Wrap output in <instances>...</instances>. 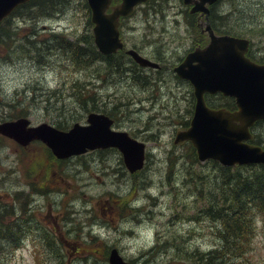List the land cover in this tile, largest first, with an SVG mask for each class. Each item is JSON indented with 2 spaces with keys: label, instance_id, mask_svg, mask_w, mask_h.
<instances>
[{
  "label": "rangeland",
  "instance_id": "obj_1",
  "mask_svg": "<svg viewBox=\"0 0 264 264\" xmlns=\"http://www.w3.org/2000/svg\"><path fill=\"white\" fill-rule=\"evenodd\" d=\"M81 1L63 0L54 16L37 18L38 29L33 30L42 39L46 36L40 30L47 27L51 31L63 32L64 36H81L91 29L85 22ZM143 5L123 23V37L127 45H136L144 54L160 59L163 67L138 70L127 60L125 71L104 68L98 77L94 75L90 80L100 104L108 108L117 106L119 121L114 127L134 130L136 137L146 142L150 156L145 167L138 175L130 177L115 151H92L64 161L57 167L63 170L60 187H54L57 178L53 177L52 181L45 183L46 198L34 194L33 203L41 205L36 210V222L43 230L29 231L30 235L18 253L1 251L0 264H107L104 256L106 246L117 247L125 257L134 258L147 255L146 250L164 241H167L164 249L148 254L151 255L148 257L150 264H190V256L185 253L195 249L206 250L219 242L215 226L204 217L211 211L204 210L207 201L219 203L222 188L219 186L228 179L222 178L218 166L193 158L188 144L174 143L177 130L185 128L181 122L189 117L191 100L188 84L174 77L172 67L191 46L195 36L193 28L187 22L181 0H152ZM218 5L222 11L232 12V22L243 20L248 27L257 25L256 29L261 30L254 32L257 36L250 34L247 37L255 49L259 48L260 53H264V0H223ZM5 53L0 47V105L4 100L16 103L19 99L29 111L33 124L47 122L55 125L62 119L66 126L74 121H85L87 112L68 95V91L63 94L61 102L57 101L56 107L62 111L54 105H46L41 93L45 86H62L73 78H83V72L65 69L57 63L59 57L55 54L58 51L48 59L43 53L45 59L41 57L40 61L18 53H13L11 59H5ZM100 65L104 67V64ZM141 104L150 107L138 110ZM256 130L264 136V124ZM16 147L10 142L0 146V194L7 200H11L10 193L14 188L23 186V176L28 178L39 174L40 166H43L40 164L47 162L45 148L36 143L31 144L24 154L21 148L15 151ZM15 152L21 159L19 165H14L20 183L14 179L17 174L11 165ZM33 168L37 169L36 172ZM3 171L8 174L4 176ZM50 172L57 176L58 171ZM70 173H73L71 181H63ZM139 182L142 183L141 188ZM66 184L68 189L75 187L81 190L68 193L63 189ZM226 189L231 191L232 187ZM132 191L130 203L139 206L140 211L131 213L126 208V212L131 214L122 217L117 210H121L122 204L114 206L106 201L107 193L123 196ZM147 192L157 197L152 198ZM72 199H75L74 205ZM65 215L67 219H64ZM254 222L252 249L247 255L250 258L246 259L250 264L264 262V224L259 219H254ZM90 227L98 232L96 239L88 234ZM44 232L48 241L40 238L44 246L40 251L35 234L42 236ZM32 237H35V242H31ZM75 237L78 246L73 252L70 245Z\"/></svg>",
  "mask_w": 264,
  "mask_h": 264
},
{
  "label": "water",
  "instance_id": "obj_2",
  "mask_svg": "<svg viewBox=\"0 0 264 264\" xmlns=\"http://www.w3.org/2000/svg\"><path fill=\"white\" fill-rule=\"evenodd\" d=\"M28 0H0V21L19 4ZM91 9L94 42L102 53L115 52L123 47L119 19L132 13L136 4L145 0H87ZM216 0H184L193 3L191 11H202L208 18L209 8ZM111 9L108 11V9ZM205 30L209 43L189 53L176 70L188 78L197 96L191 124L179 131L176 141L189 139L197 149L198 157L218 159L226 165L235 163H264V150L244 142L251 137L249 126L264 118V65H257L245 57L248 39L231 35H216L210 23ZM142 65L157 64L142 57L135 50H127ZM196 61L195 63H193ZM222 91L235 97L237 110L212 109L206 106L203 92ZM88 125L74 124L68 131H60L47 123L27 127L29 121L19 118L0 124V132L13 137L21 144L34 138L47 142L58 156L83 152L86 147L114 145L124 153L127 167L134 171L143 166L144 144L125 132L112 131V120L104 114L90 113ZM238 122V123H237ZM110 264H130L116 249L109 255Z\"/></svg>",
  "mask_w": 264,
  "mask_h": 264
},
{
  "label": "trees",
  "instance_id": "obj_3",
  "mask_svg": "<svg viewBox=\"0 0 264 264\" xmlns=\"http://www.w3.org/2000/svg\"><path fill=\"white\" fill-rule=\"evenodd\" d=\"M62 2L63 0H29L19 5L0 22V46L6 51L4 58H10L13 53H18L19 56L40 61L41 57L42 60L45 59L43 53H46L48 59L58 51L55 54L59 57L56 62L60 63L65 69L71 68L72 71L83 72V78H73L69 82H64L62 86L41 87L40 89L43 88L41 93L43 92L44 95L42 101L46 105H54L55 108H59V106L56 107L57 103L64 99L65 95L63 94L68 91V95L77 100L85 111L98 110L116 114V105L108 108L98 102L100 98L94 91L90 79L94 75L98 77L104 68L125 71L128 66L126 64L127 60L132 65L136 64L129 60V57L123 51L109 55L101 54L93 43L91 29L84 31L81 36H77L79 35L77 34L73 37L64 36L63 32L41 29L42 35L46 37L39 38V33L33 30L38 29L36 19L54 16L58 10L57 7ZM81 5L85 9L83 14L86 17L85 22L87 26H91L86 0H82ZM231 14L230 10L222 11L218 6L211 7L209 18L212 27L220 33L244 36L256 35L254 32L259 33L261 31L256 29L257 25L248 27L243 23V20L232 22ZM189 16L192 15L189 14ZM192 25L196 27V30L193 28L198 33L197 21L195 22L193 19ZM198 42H202V40H198ZM100 64H104V67ZM87 70L90 73H87ZM35 86L38 87V85ZM233 106L230 101L226 105L227 108ZM59 109L62 111V108ZM27 112V108L21 105L20 114L27 115ZM185 123L188 124L187 121ZM58 126L62 127L60 122H58ZM217 166L222 173V178L226 177L228 181H223L219 186L222 187L218 197L219 203H216L215 200H212V203L207 201V206H209L208 210L211 211L208 216L222 224L219 231L216 229V234H219L221 238H219L217 246L207 252L193 250L185 254L190 256L192 264H250L246 262V259L250 258L247 255L252 249V238L255 231L253 222L256 217H261L264 220V165L243 166L234 169L221 165ZM231 187V191L226 189ZM216 204H218V207ZM13 213L15 214V211L12 210L11 205L3 204L0 208V252L8 246L11 247L12 243L16 242L15 245L17 246V241L29 231V228L37 226L34 217L30 220L29 216L22 215V211L17 212L18 215ZM42 236L47 239L45 233ZM241 260H245L244 263L240 262ZM256 264H264V262Z\"/></svg>",
  "mask_w": 264,
  "mask_h": 264
},
{
  "label": "bare ground",
  "instance_id": "obj_4",
  "mask_svg": "<svg viewBox=\"0 0 264 264\" xmlns=\"http://www.w3.org/2000/svg\"><path fill=\"white\" fill-rule=\"evenodd\" d=\"M248 193H249V191H248ZM243 202H244V201H243ZM242 206H243V205H242ZM244 206H245V205H244ZM247 206H248V205H247ZM251 206H252V205H251ZM224 208H225V207H224ZM239 208H240V207H239ZM243 208H245V207H243ZM243 208H242V209H243ZM225 209H226V208H225ZM228 209H229V208H228ZM235 210H236V209H235ZM231 211H232V209H231ZM223 212H224V211H223ZM236 212H237V211H236ZM231 213H232V212H231ZM229 214H230V213H229ZM255 214H256V213H255ZM236 215H237V214H236ZM251 215H252V214H251ZM251 215H250V216H251ZM250 216H249V217H250ZM255 216H256V215H255ZM234 217H235V214H234ZM5 237H6V236H5Z\"/></svg>",
  "mask_w": 264,
  "mask_h": 264
},
{
  "label": "flooded vegetation",
  "instance_id": "obj_5",
  "mask_svg": "<svg viewBox=\"0 0 264 264\" xmlns=\"http://www.w3.org/2000/svg\"><path fill=\"white\" fill-rule=\"evenodd\" d=\"M2 137H0V139H1ZM19 207V206H18Z\"/></svg>",
  "mask_w": 264,
  "mask_h": 264
}]
</instances>
